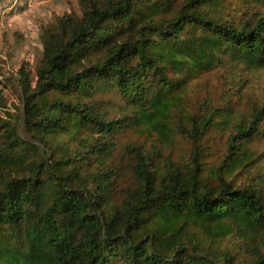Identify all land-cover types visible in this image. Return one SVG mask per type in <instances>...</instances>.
<instances>
[{
  "label": "trees",
  "instance_id": "obj_1",
  "mask_svg": "<svg viewBox=\"0 0 264 264\" xmlns=\"http://www.w3.org/2000/svg\"><path fill=\"white\" fill-rule=\"evenodd\" d=\"M235 1L78 0L43 28L34 81L19 70L27 138L0 118V264H264V164L245 184L228 177L264 141V99L236 118L241 84L226 80L220 102L188 103L225 63L264 69V0ZM130 128L179 135L187 163L118 147Z\"/></svg>",
  "mask_w": 264,
  "mask_h": 264
},
{
  "label": "rangeland",
  "instance_id": "obj_2",
  "mask_svg": "<svg viewBox=\"0 0 264 264\" xmlns=\"http://www.w3.org/2000/svg\"><path fill=\"white\" fill-rule=\"evenodd\" d=\"M237 6V2L232 0L233 9ZM64 13L80 14L78 0H0V82L4 88L3 107L7 110L0 111V118L17 124L19 135L23 138L27 136L22 122V75L19 70L23 68L24 73H28L29 78L34 81L35 67L42 55L43 28L56 23L57 18ZM226 80L234 86L241 84L240 98H231L233 102L237 101V109L234 110L236 118L246 112L249 102L264 99V69L251 70L241 65L225 63L196 78L189 87V105L193 107L195 102L203 99L213 101V104L220 102L225 89L223 82ZM227 92L228 90L226 94ZM110 113L113 115V112ZM226 132L214 130L202 141L207 151L203 161L206 162L208 173L216 169L223 158ZM116 140L118 147L135 142L154 150L157 154L155 160L160 164L168 160L187 163L191 151V144L179 135L164 143L154 133L140 134L132 128L119 134ZM249 148L253 152L249 158L252 160L250 167H236L228 174V177L234 176L235 182L239 184H245L255 178L264 164V141L254 140Z\"/></svg>",
  "mask_w": 264,
  "mask_h": 264
}]
</instances>
